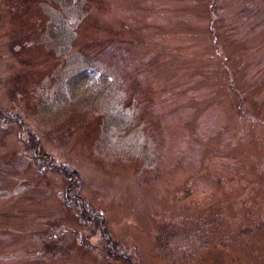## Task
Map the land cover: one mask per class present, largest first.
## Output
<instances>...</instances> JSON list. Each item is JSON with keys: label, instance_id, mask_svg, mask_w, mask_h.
Wrapping results in <instances>:
<instances>
[{"label": "rangeland", "instance_id": "rangeland-1", "mask_svg": "<svg viewBox=\"0 0 264 264\" xmlns=\"http://www.w3.org/2000/svg\"><path fill=\"white\" fill-rule=\"evenodd\" d=\"M0 264H264V0H0Z\"/></svg>", "mask_w": 264, "mask_h": 264}, {"label": "trees", "instance_id": "trees-1", "mask_svg": "<svg viewBox=\"0 0 264 264\" xmlns=\"http://www.w3.org/2000/svg\"><path fill=\"white\" fill-rule=\"evenodd\" d=\"M73 175H77V174L73 172ZM64 176H65L66 178L68 177V176L65 175V174H64ZM76 178H77V176H76ZM125 260H127V259L125 258ZM127 261H128V260H127ZM129 263H130V262H129Z\"/></svg>", "mask_w": 264, "mask_h": 264}]
</instances>
